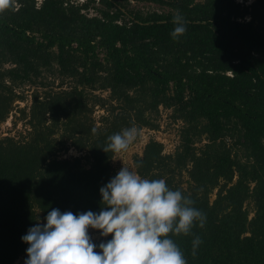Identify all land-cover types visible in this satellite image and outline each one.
<instances>
[{
	"label": "trees",
	"instance_id": "1",
	"mask_svg": "<svg viewBox=\"0 0 264 264\" xmlns=\"http://www.w3.org/2000/svg\"><path fill=\"white\" fill-rule=\"evenodd\" d=\"M26 88V133L0 135V264L52 209L99 213L117 174L108 137L160 127L161 107L179 144L151 138L134 166L206 214L195 257L194 235L170 234L187 264H264V0H15L0 12V123ZM72 146L82 154L63 157Z\"/></svg>",
	"mask_w": 264,
	"mask_h": 264
},
{
	"label": "clouds",
	"instance_id": "2",
	"mask_svg": "<svg viewBox=\"0 0 264 264\" xmlns=\"http://www.w3.org/2000/svg\"><path fill=\"white\" fill-rule=\"evenodd\" d=\"M15 0H0V12L14 9ZM171 36L174 40L187 32L186 20L177 13ZM93 133L97 129H92ZM135 126L108 137L105 152L127 151L137 139ZM102 205L99 213L91 210L78 215L52 209L46 223L29 228L22 240L29 244L25 264H187L173 235H194L195 257L202 238L192 229L206 223V214L180 190H172L164 179L142 178L137 171L123 166L100 188ZM89 228L100 230L112 239L97 245Z\"/></svg>",
	"mask_w": 264,
	"mask_h": 264
},
{
	"label": "rangeland",
	"instance_id": "3",
	"mask_svg": "<svg viewBox=\"0 0 264 264\" xmlns=\"http://www.w3.org/2000/svg\"><path fill=\"white\" fill-rule=\"evenodd\" d=\"M243 1V0H238ZM251 1V0H249ZM138 6H141L145 9H152L156 8L157 5L150 4L147 2H140L138 3ZM159 9V8H158ZM160 10V9H159ZM57 85V84H56ZM19 92L23 91V89H19ZM34 91L32 88H26L25 94H28L27 100H17L14 102L11 112L9 113L7 119L0 123V135H14L19 136L20 132L26 133V130L28 129V125L25 124V120L21 119L19 108L29 106L31 104V97L30 94ZM102 96H107L108 91L106 90H100L98 91ZM95 111L93 113V116L99 120L100 115L107 113L106 108L103 109L101 106H95ZM97 125L101 124L99 121H97ZM156 122H159L160 127L158 128H142L139 130V135L137 139L133 142L132 145L128 148L127 151H122L120 153H116L113 157V167L115 168V172L118 173V171L125 165L128 166L130 169L135 170L134 166V155L135 154H142L144 145L150 140V138H155L158 141H161L165 145V151L166 152H172L176 149V147L179 144L180 141V127H181V121H174L172 117V112L170 109H165L161 107V110L158 115V119ZM154 129L156 133L152 136H150V132H146L143 130ZM146 135V136H144ZM150 136V137H149ZM18 138V137H17ZM82 153L76 149L75 147H70L67 152H63L62 156H78ZM136 171V170H135ZM215 197V194L212 195V199ZM252 207V204L250 205ZM46 220H42L40 223H46ZM89 235L92 240L99 242V243H106L107 237H104L101 235L100 230L97 229H89ZM101 251V250H100ZM28 258V254L21 256L16 263L17 264H25V260Z\"/></svg>",
	"mask_w": 264,
	"mask_h": 264
},
{
	"label": "built area",
	"instance_id": "4",
	"mask_svg": "<svg viewBox=\"0 0 264 264\" xmlns=\"http://www.w3.org/2000/svg\"><path fill=\"white\" fill-rule=\"evenodd\" d=\"M77 1H81V2H83L84 0H77ZM143 131H146V132H150L151 134H150V136H152V135H154L155 133H156V131H154V129H149V128H147L146 130H143ZM144 136H146V135H144ZM149 136V137H150ZM152 138V137H151ZM150 138V139H151ZM153 139H155V138H153Z\"/></svg>",
	"mask_w": 264,
	"mask_h": 264
}]
</instances>
